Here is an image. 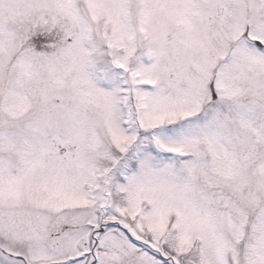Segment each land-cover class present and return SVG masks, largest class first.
I'll list each match as a JSON object with an SVG mask.
<instances>
[{"label":"snow or ice","instance_id":"obj_1","mask_svg":"<svg viewBox=\"0 0 264 264\" xmlns=\"http://www.w3.org/2000/svg\"><path fill=\"white\" fill-rule=\"evenodd\" d=\"M0 264H264V0H0Z\"/></svg>","mask_w":264,"mask_h":264}]
</instances>
